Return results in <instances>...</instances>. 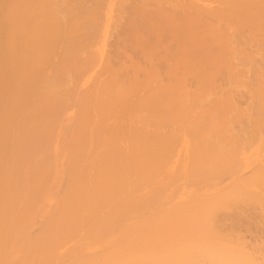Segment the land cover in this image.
Segmentation results:
<instances>
[{"label": "bare ground", "instance_id": "bare-ground-1", "mask_svg": "<svg viewBox=\"0 0 264 264\" xmlns=\"http://www.w3.org/2000/svg\"><path fill=\"white\" fill-rule=\"evenodd\" d=\"M0 264H264V0H0Z\"/></svg>", "mask_w": 264, "mask_h": 264}]
</instances>
